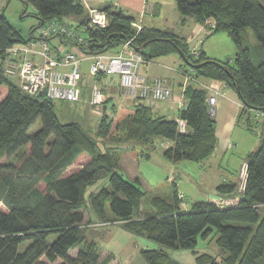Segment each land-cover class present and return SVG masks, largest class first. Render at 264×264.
Returning <instances> with one entry per match:
<instances>
[{
	"label": "trees",
	"instance_id": "16d2710c",
	"mask_svg": "<svg viewBox=\"0 0 264 264\" xmlns=\"http://www.w3.org/2000/svg\"><path fill=\"white\" fill-rule=\"evenodd\" d=\"M21 1L35 8L37 24L25 37L0 11V54L14 44L27 42L38 26L56 21L81 32V42L63 37L60 40L76 44L85 54H112L130 40L144 62L171 53L183 59L192 78L183 87L185 104L178 113L186 122V131L178 130L176 119L154 116L151 106L144 102L111 105L112 114H107L111 97L105 96L101 86L103 110L95 134L104 144L121 140L131 146H155V139L163 138L172 143L163 151L166 159L203 161L216 146L215 122L206 101L209 91L202 86L204 79L222 82L237 94L241 103L239 118L247 129L252 113L264 116V6L259 0H174L182 17H194L209 34L226 31L230 35L236 47L232 64L207 57L200 45L191 49L184 37L172 31L139 25L134 16L113 4L98 8L107 14L104 27L88 28L86 9L78 0ZM245 27L251 28L263 52L258 62L253 61L249 47L241 42L239 31ZM107 76H97L100 85ZM1 85L7 87V93L0 100V201L7 210L0 211V264H99L97 246L83 235L82 208L87 188L104 177L108 187L90 195L95 214L102 215L107 202L114 219L127 220L125 230L172 249H193L198 236L207 238L213 227L216 243L226 256L217 260L201 255L197 258L199 264H264L263 132L257 149L247 155L237 203L219 206L211 201H195L186 210L181 208L175 192L172 202L154 197L152 214L131 219L141 206L143 191L119 173L117 159L109 152L112 147L102 150L76 121L61 122L55 112L56 100L44 93H25L0 66ZM36 120L40 127L29 133ZM27 145L29 151L22 154L18 164L1 162ZM79 154L88 155V161L78 170L62 175ZM39 181L44 182L43 190L38 187ZM236 188V183L221 182L216 193L225 197ZM75 246L78 249L71 254ZM141 254L147 264H178L169 261L163 250L145 249Z\"/></svg>",
	"mask_w": 264,
	"mask_h": 264
},
{
	"label": "rangeland",
	"instance_id": "374dc122",
	"mask_svg": "<svg viewBox=\"0 0 264 264\" xmlns=\"http://www.w3.org/2000/svg\"><path fill=\"white\" fill-rule=\"evenodd\" d=\"M115 1L118 0H87L90 6L96 4L100 8L113 4ZM156 1L162 3L160 11L154 15L146 14L143 24L147 26H160L159 24L168 22L175 29H179L180 25H178V21L181 19V16L176 9L174 0ZM259 2L264 6V0H259ZM0 11L3 12L14 28L25 37L29 36L30 29L37 24L35 8L32 4H25L21 0H0ZM123 11L127 14L125 10ZM239 34L242 44L249 47L253 61L258 62L263 52L260 44L254 38L251 28H242ZM55 38H48L47 42L52 46L54 42H58V38H56L57 40ZM201 41L202 43L200 44ZM201 41H198V46L200 45L202 50L206 51L207 55L212 59L228 61L230 64L234 62L236 53L235 43L226 31H218L212 34H209L207 31L202 36ZM64 49L67 50L65 46ZM176 55V53H172L168 57L172 58L176 57ZM161 60L162 58H157L152 61L157 63ZM87 65V61L83 62V66L88 72ZM177 66L180 65H175L176 68ZM149 69H154V66L150 64ZM161 70L175 82L177 79H180L179 74L169 71V69L161 68ZM168 80L171 87H173L171 80ZM90 81L91 77L87 74L84 82ZM202 81L205 82L204 80ZM79 86L81 87V94H83V77ZM6 93L7 87L1 85L0 100ZM118 94L119 96L109 100L106 105L105 110L109 115L112 114L111 105L120 106L125 104L126 98L122 96L121 92ZM55 103V112L61 122L76 121L87 135L97 140L102 150L107 146H111L112 148L109 152L117 159L119 173L125 179L135 182L142 189L141 206L131 219H140L152 214L155 210V207L151 204L154 197L162 198L169 203L172 202L175 192H177L180 198L179 201L182 207L190 206L192 202L204 199L216 202V205H232L237 203L241 197L240 190L242 189V186L238 188L241 162L246 160L247 154L250 151L257 149L264 130V117L252 113L250 129L246 130V126L244 125L242 127L237 126L233 131L229 149L225 152L215 150L208 159L202 162L190 160L173 162L163 156L164 149L160 143L158 144L161 147L155 146L154 148L151 145L140 143L131 146V144L121 142V140L108 141L104 144L95 134L103 105L96 107L90 105L86 100L84 102L79 100L77 102L65 103L56 100ZM154 103L157 105L165 104L158 101H154ZM40 125V121L36 120L28 129V132L32 133L36 131ZM114 148L117 149V152L113 151ZM28 151L29 145L18 149V151L9 156L3 157L1 162L18 164L22 154L26 155ZM145 155H148V158ZM88 159V155L79 154L70 166L62 170V175H67L78 170ZM214 163H219L220 168H217V166L211 167ZM222 180H231L237 184L234 193L225 197H221L216 193V186ZM38 187L43 190L45 187L44 182L39 181ZM102 187H108L107 177L98 179L87 188L85 206L82 208L84 213V222L82 223L83 235L86 240L93 241L97 246V262L99 264H147L141 254V250L145 249L163 250L168 254L169 261L178 264H199L197 258L206 254L217 260L226 256L225 251L216 243V229L213 227H211L212 232L207 238L198 236L193 249H172L154 240L145 238L144 235L135 234L131 230H125L123 225L127 223V220L114 219V215L107 207V202L104 207V213L102 215L95 214L90 205V195L99 191ZM210 194H216L218 197L210 196ZM6 210L5 205L0 201V211ZM261 214H264V206L261 207ZM77 249L78 247L75 246L70 253L75 254Z\"/></svg>",
	"mask_w": 264,
	"mask_h": 264
},
{
	"label": "built area",
	"instance_id": "2783aa9c",
	"mask_svg": "<svg viewBox=\"0 0 264 264\" xmlns=\"http://www.w3.org/2000/svg\"><path fill=\"white\" fill-rule=\"evenodd\" d=\"M78 1L86 9L88 28H99L106 25L105 11L91 7L87 0ZM51 37L58 38L57 46H51L47 42V39ZM61 37L73 42H81L83 39L81 32L73 26L56 21L46 22L35 28L32 37L27 42L14 44L0 54V66L3 73L15 79L22 91L27 94L44 93L53 100L77 102L81 95L79 84L83 77L82 64L87 61L88 74L92 77L89 93L90 105L96 107L103 105V91L97 79L100 73L106 76H118L122 96L133 102H166L172 99L173 90L167 78L147 77L139 72L144 59L131 46L130 40H127L117 52L112 54L107 52L85 54L74 43H72L73 50H65L64 44L68 43L61 42ZM183 75L186 82L192 79L187 72ZM202 86L207 88L204 84ZM214 94H208L206 98L211 115L216 100ZM176 123L180 132L186 131L187 126L184 119L177 116Z\"/></svg>",
	"mask_w": 264,
	"mask_h": 264
},
{
	"label": "crops",
	"instance_id": "0c3cea01",
	"mask_svg": "<svg viewBox=\"0 0 264 264\" xmlns=\"http://www.w3.org/2000/svg\"><path fill=\"white\" fill-rule=\"evenodd\" d=\"M161 4H162L161 2H158L156 0H118L113 2V5L120 7L122 10H125V12L128 15L134 16L136 18V23H139V25H143V26H147L143 24L144 16L146 14H150V15L157 14L161 9ZM92 7L100 8V6H97L96 4H92ZM133 12H135V14H133ZM180 18L181 19H179L178 21V25H180L179 29H175V27L173 25L168 24V22L159 24L160 26H147V27L167 29L181 37H184L187 40V43L191 49L193 47H199L197 43L198 41H201L202 36L204 35L205 32H207L206 28L198 21H196V19L192 16H185V17L181 16ZM55 43H57L56 45L59 44V42L57 41L54 42L53 44L55 45ZM64 46L67 48V50L74 49L73 44L70 43L64 44ZM199 48L202 49L201 46ZM204 52L206 53V51ZM169 55H172V53ZM169 55L157 57L159 59L162 58V60L157 63H154L152 61L153 59L148 60L147 62H143L139 68V72L147 77H165L171 80L173 85L172 87L173 97L170 101H166L164 102L165 104H161V105L155 104L154 101H147V102L145 101L144 103L151 106V113L154 116H162L167 119H176L179 113V109L185 104L184 97L182 96V90L186 83L183 73L187 72L188 69L186 65H184L183 59L180 57L179 54H177L176 57H172V58L168 57ZM207 57L209 56L207 55ZM150 64L154 66V69L152 70L149 69ZM144 65H146V67H144ZM175 65H180V66H177L176 68ZM161 68H166L169 69V71L179 74L178 76L180 77V79H177L176 82L173 81V79H171L170 76L168 77V75H166L164 71L161 70ZM82 71H83V86H82L83 94H81L80 100L81 102H84V100L89 102V87L92 79L90 82L85 83L84 78L87 77L88 72L86 71V68L83 66V64H82ZM204 81L205 82L203 84L207 86L209 94L212 95L215 93L214 95L216 97L215 104L213 106V114H212L213 120L215 122L214 134L216 137V146L214 151L206 158L208 159L215 152V150H220L225 152L227 149H229L228 147L230 145V142L232 141L231 139L233 137L234 129L237 126L242 127V125H244L246 126L245 129L247 130V124L243 121L242 118H239V114L241 111V103L239 101L237 94L233 90L225 86V84L222 82L214 81V80H205V79ZM101 86L105 90L104 94L106 97L110 96L112 99L114 97L116 98L117 96H119L118 93L120 92V87L118 84V76L110 75L104 77V79L101 80ZM112 92H114V94H112ZM130 103L131 100L126 98L125 104H130ZM263 127H264V123H263ZM154 143L155 146L161 147L160 145H162L163 149L171 146L172 144L170 141L163 138L155 139ZM158 143H160V145ZM155 146L152 147L154 148ZM145 157L148 158V155H145ZM241 163L242 164L240 166L238 188L240 186H243L244 183V177H245L244 169L246 165V160ZM213 166H217V168H220L219 163L217 164L214 163L212 164L211 167ZM221 182L234 183L231 180H222ZM211 195L212 194H210V196ZM208 200L209 199L196 200V201H208ZM219 206H225V205H219ZM190 207L191 205L187 207L181 206V208H184L186 210L189 209Z\"/></svg>",
	"mask_w": 264,
	"mask_h": 264
},
{
	"label": "water",
	"instance_id": "95a60500",
	"mask_svg": "<svg viewBox=\"0 0 264 264\" xmlns=\"http://www.w3.org/2000/svg\"><path fill=\"white\" fill-rule=\"evenodd\" d=\"M244 170H246V165H245V169ZM211 196H214V197H218V195H216V194H212Z\"/></svg>",
	"mask_w": 264,
	"mask_h": 264
}]
</instances>
